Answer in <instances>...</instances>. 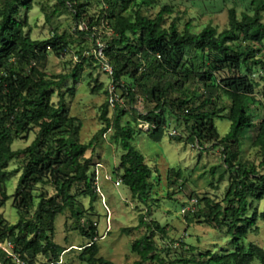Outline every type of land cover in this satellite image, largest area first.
Instances as JSON below:
<instances>
[{
  "label": "trees",
  "instance_id": "obj_1",
  "mask_svg": "<svg viewBox=\"0 0 264 264\" xmlns=\"http://www.w3.org/2000/svg\"><path fill=\"white\" fill-rule=\"evenodd\" d=\"M56 1V7L45 15L47 22L65 8L73 15L76 24L73 32L78 36L90 35L91 27L99 19L112 31V36L104 39L103 54L112 67L109 79L115 91L122 89L125 98L132 101L131 92L143 89L142 79L155 80L154 86L145 91L151 110L145 114L133 111L139 123L147 126L150 140L162 139L168 127L165 117L168 113L191 145L201 150L205 143L211 144L210 150L221 148L225 169L218 180L228 175L225 193L220 201L204 197L199 200L202 205L198 206L203 216L201 222L224 229L230 247L177 258L173 263L264 264V250L256 244L245 243L256 221L264 224V209L260 213L250 211L252 202L264 197V172L260 170L264 168V112L257 125L250 113L252 106L261 105L255 99L256 83L251 75L259 69L260 78L264 80V55H258L264 52L261 21L264 0H249L248 12L239 16L230 8L227 26L221 32L206 25L198 33L189 32V24L178 31L175 18L165 26L164 15L170 14L168 5H163L153 18L141 14L143 8L155 5L158 0L138 3L136 0H104L97 20L86 15L87 10L78 0ZM31 2L0 0V208L10 198L1 188L7 180V163L15 159L21 162L11 195L18 219L7 224L0 215V244L8 243L10 252L24 264H35L38 257L45 261L40 264H57L62 249L52 241L54 220L68 211L79 223L83 213L77 206V196L93 199L94 183L89 174L93 158L84 155L97 137L94 135L87 143H80V122L69 115L65 95L60 93L56 104L51 102L52 88L60 90L69 78L77 82L79 65L65 75L47 76L43 71L49 53L60 57L69 45L67 36L54 31L43 40L29 37L25 31L27 21L25 17L20 18V12L30 10ZM81 21H86L89 33L79 31ZM76 53L82 62V51ZM194 78L202 91L188 90L185 86L186 80ZM66 90L72 97L74 89ZM218 94L229 100L227 107H216ZM115 110L109 120L107 101L101 106L103 127L100 132L111 129V141L120 150L113 169L115 179L129 191L131 199L143 201L151 189L152 171L132 144L134 136L142 131L136 128L135 118L133 122H122L121 117L126 112L117 106ZM215 118L229 122L228 132L222 137H218L213 125ZM251 128L255 129L252 144L260 154L257 167L239 160L241 136ZM33 130H36L34 138L27 146L11 150L13 141L26 142ZM208 172L214 174L215 167ZM180 177L179 169L167 170L169 184ZM36 188H40L37 196L33 194ZM138 226H148L143 216L139 217ZM152 226L162 234L165 231L156 224ZM75 229L88 240L78 260L86 264H114L97 256V234L92 221L77 224ZM183 248L193 251L187 245ZM131 251L138 258L131 264H166L149 235L136 239ZM0 264H13L11 256L1 247Z\"/></svg>",
  "mask_w": 264,
  "mask_h": 264
},
{
  "label": "rangeland",
  "instance_id": "obj_2",
  "mask_svg": "<svg viewBox=\"0 0 264 264\" xmlns=\"http://www.w3.org/2000/svg\"><path fill=\"white\" fill-rule=\"evenodd\" d=\"M249 0H158L155 5L143 8L141 14L153 18L163 5H168L170 14L164 15L165 26L172 19H177L178 31H182L189 24V32L198 33L206 25H210L221 32L227 26V11L234 8L236 15L248 12ZM87 10L92 20L99 19L104 0H78ZM140 2V0H136ZM57 5L56 0H32L28 11L22 10L20 18L27 21L25 31H28L32 40H43L50 36L51 31L59 35L67 36L69 48L67 52L55 57L49 53L43 67L47 76L69 74L77 65L78 79L66 80L60 90L51 89V102L56 104L58 95L64 94L68 103L69 115L80 122L78 141L87 143L94 135L96 140L91 149L85 152V157L93 158V165L89 170L94 183V197L77 196V206L82 209V219L77 223L68 211L57 215L54 220L52 241L59 245L62 251L59 254L60 264H86L78 260V254L82 246L88 240L82 237L75 229L77 224H84L87 220L95 225L97 237V256L114 264H131L137 256L131 251V244L143 235H149L155 241L160 256L166 264H174L177 258H189L206 251L219 252L228 249L229 238L224 229H216L204 222L201 216L199 200L208 197L214 201H220L227 187L228 175L222 181L218 175L225 169L221 162V148L210 150V143L203 144L202 150L196 145H191L185 140L186 134L181 127H175L173 118L166 113L168 127L159 142H153L147 136V126L141 125L136 119L137 113L145 114L151 110L152 104L146 102L145 91L155 84L153 79H142L143 89L134 88L131 92L132 101L125 98L122 89L114 91L116 102L110 104L109 91L110 79L104 74L99 64L94 61L93 50L96 43L104 45V39L112 36V31L102 19L90 29V35L78 36L73 31L76 24L69 9L61 8L47 22L45 15ZM264 24V12H262ZM79 31L89 33L86 21L78 24ZM95 37V39H93ZM81 50L83 61L77 58V51ZM259 56L264 55L260 51ZM9 62H12L10 59ZM90 64V66H88ZM188 66V65H187ZM198 67H203L199 66ZM260 70L251 75L256 83L254 96L261 105L251 107V115L255 125L260 121L264 112V80ZM127 82V81H126ZM188 90H201V85L196 78L186 80ZM73 88L72 97L66 94V89ZM175 95V94H173ZM107 101V115L111 120L116 112L115 107L126 112L121 121L136 119V128L142 131L133 139V146L143 156L145 163L152 171L151 189L143 201L131 199L129 191L124 186H114L115 176L113 169L118 162L120 150L111 141L112 130L107 129L101 133L103 122L100 120L101 106ZM229 100L222 94H218L216 107H227ZM170 124V125H169ZM218 137L228 132L229 122L225 119L215 118L213 121ZM36 130H33L26 142L15 140L11 144V150L27 146L34 138ZM175 133L172 134L171 133ZM255 129L246 130L241 136L239 160L258 166L260 154L253 146L252 140ZM179 137V140L176 138ZM20 160L15 159L7 163V180L2 185V190L10 196L0 208V215L7 224H13L18 219L15 204L12 200L17 178L19 176ZM95 163L99 164L96 167ZM215 167L214 174L208 171ZM168 169L180 170L181 177L174 184L166 181ZM264 172V168L260 169ZM111 177L110 180L104 178ZM40 192L36 188L35 196ZM74 193V190H72ZM49 194H51L49 190ZM36 199V198H35ZM36 202V200H35ZM200 203V204H199ZM199 204V206H198ZM264 209V197L260 201H254L251 210L260 213ZM143 216L148 226H138L139 217ZM158 225L165 229L164 233L155 230L152 225ZM151 231V232H150ZM245 243H253L264 250V224L257 220L252 232L246 235ZM183 245L192 247L193 251L183 248ZM7 249L6 244H1ZM45 262L38 257L35 264ZM155 264V263H147ZM258 264V263H253Z\"/></svg>",
  "mask_w": 264,
  "mask_h": 264
},
{
  "label": "built area",
  "instance_id": "obj_3",
  "mask_svg": "<svg viewBox=\"0 0 264 264\" xmlns=\"http://www.w3.org/2000/svg\"><path fill=\"white\" fill-rule=\"evenodd\" d=\"M103 49H104V45L97 42L95 49L93 50V55H94V59L96 60L97 64H99L100 70L109 77L112 73V67L110 66L106 57L104 56ZM113 90H114L113 85L110 83V91H109L110 95L108 99V102L110 104H114L116 102L115 95L113 94L114 93ZM171 134L173 135L175 133L173 132ZM96 167H99V164H96ZM104 178L106 180L111 179L109 175H105ZM113 183H114V186L117 187L120 185V180L115 179ZM5 244L7 246V249L1 246V244H0V247L4 249L8 253V255L11 256L13 264H24L23 261H21L18 257H16V255L10 252V245L8 243H5ZM48 264H53V263H48ZM57 264H60V261H58Z\"/></svg>",
  "mask_w": 264,
  "mask_h": 264
}]
</instances>
